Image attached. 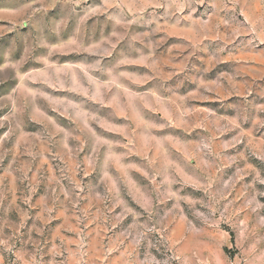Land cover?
I'll return each mask as SVG.
<instances>
[{"label":"rangeland","instance_id":"374dc122","mask_svg":"<svg viewBox=\"0 0 264 264\" xmlns=\"http://www.w3.org/2000/svg\"><path fill=\"white\" fill-rule=\"evenodd\" d=\"M0 264H264V0H0Z\"/></svg>","mask_w":264,"mask_h":264},{"label":"clouds","instance_id":"9594fccd","mask_svg":"<svg viewBox=\"0 0 264 264\" xmlns=\"http://www.w3.org/2000/svg\"><path fill=\"white\" fill-rule=\"evenodd\" d=\"M218 203L215 197L208 203L193 201L190 202V212L195 218L204 220V222L211 227H218L220 220L215 219V212L218 211ZM197 205H199V207ZM221 219H224L223 214H221Z\"/></svg>","mask_w":264,"mask_h":264}]
</instances>
